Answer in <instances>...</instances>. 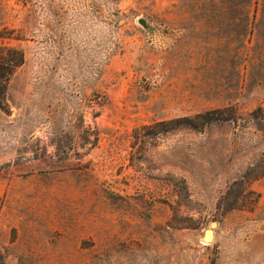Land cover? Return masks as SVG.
Returning <instances> with one entry per match:
<instances>
[{"label":"rangeland","instance_id":"obj_1","mask_svg":"<svg viewBox=\"0 0 264 264\" xmlns=\"http://www.w3.org/2000/svg\"><path fill=\"white\" fill-rule=\"evenodd\" d=\"M0 47V264H264V0H0Z\"/></svg>","mask_w":264,"mask_h":264},{"label":"trees","instance_id":"obj_2","mask_svg":"<svg viewBox=\"0 0 264 264\" xmlns=\"http://www.w3.org/2000/svg\"><path fill=\"white\" fill-rule=\"evenodd\" d=\"M25 63V54L21 49H15L11 47H0V109L5 113L10 112V106L7 100V91H8V82L9 76L12 75L15 70L19 67L23 66ZM233 116H225L224 112L221 110H215L211 112H207L205 114H200L194 118H183L174 120L171 122H163L158 124V126H168V125H176L175 127L180 126H189L195 129L200 127L207 126L214 122H222V121H230L235 120L236 113L231 112ZM259 113V112H258ZM257 113L254 114L256 116ZM199 122V123H197ZM246 183L242 181L235 182L231 189L228 191L227 197L231 195V190L235 188V186H244ZM247 189L250 185L245 186ZM248 195H251L253 198V206L259 201L260 194L253 190H249ZM252 203V202H251ZM253 206L247 208V206H243V208L237 205V202H233L231 204H226L224 208V212L234 211V210H242V209H253Z\"/></svg>","mask_w":264,"mask_h":264},{"label":"water","instance_id":"obj_3","mask_svg":"<svg viewBox=\"0 0 264 264\" xmlns=\"http://www.w3.org/2000/svg\"><path fill=\"white\" fill-rule=\"evenodd\" d=\"M214 225L215 224H213V227H214ZM212 234H213V231L212 230H207L206 235H205V239L207 238V236H212Z\"/></svg>","mask_w":264,"mask_h":264},{"label":"bare ground","instance_id":"obj_4","mask_svg":"<svg viewBox=\"0 0 264 264\" xmlns=\"http://www.w3.org/2000/svg\"><path fill=\"white\" fill-rule=\"evenodd\" d=\"M207 238H208V239H210V238H211V236H207Z\"/></svg>","mask_w":264,"mask_h":264}]
</instances>
